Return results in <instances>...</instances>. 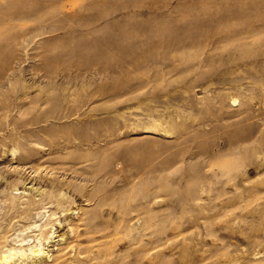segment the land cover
Returning a JSON list of instances; mask_svg holds the SVG:
<instances>
[{"label": "rangeland", "instance_id": "374dc122", "mask_svg": "<svg viewBox=\"0 0 264 264\" xmlns=\"http://www.w3.org/2000/svg\"><path fill=\"white\" fill-rule=\"evenodd\" d=\"M46 222L61 264H264V0H0V244Z\"/></svg>", "mask_w": 264, "mask_h": 264}, {"label": "bare ground", "instance_id": "6f19581e", "mask_svg": "<svg viewBox=\"0 0 264 264\" xmlns=\"http://www.w3.org/2000/svg\"><path fill=\"white\" fill-rule=\"evenodd\" d=\"M153 128H154V130L156 129L155 126H153ZM34 189H35V194H39L40 197L35 198V196L33 195V196L27 197V199L20 200L19 202H16V200L13 196L12 200L10 202L8 201L9 203L7 205V211L5 213V215H6L5 219H8V220L13 219V217L16 216V214L14 215V212H15L14 210L17 211L20 209L22 213H24V214L26 212L28 213V211L30 212L32 209L35 208L36 205H39L40 203H42L45 200L44 191L40 190V188H38V187H35ZM45 193H46V191H45ZM61 194H63V193L61 192ZM60 199H61V197L59 198V200ZM59 203H60V201H59ZM5 209H6V207H5ZM67 212H68V210H67ZM18 213H20V211H18ZM65 214H66V212H65ZM21 217H23L22 214L18 218L20 219ZM68 217H70V216H68ZM23 219H24V217L22 218V220ZM48 220H50V219H48ZM64 220H67V219H64ZM24 221H25V219H24ZM15 222H16V220H15ZM15 224H17V223H15ZM36 224L38 226V223H36ZM47 224L48 223L46 222V224H43V226H41V227L38 226L39 229H38L37 233L28 234V233H30L28 230V233L26 235L21 236V235H23V234H21L20 237L16 236L19 238H15V243H13L15 245L8 244L7 247H4L7 244L6 242L3 244H0V264H16L18 260L20 261V264H29L30 261H32L31 262L32 264H34V263L35 264H61L65 258V255L68 253L69 250L74 249L75 253H77V254H82L85 251L76 242V239L78 236V234L76 232H75L74 237L73 236L68 237L65 232L54 234L55 229L52 230L53 224L50 225L49 228H47ZM7 225H9V224L7 223ZM7 225H6V227L3 225L2 226L7 228ZM33 226H35V225H33ZM33 226L28 225L27 228L30 229ZM5 228H3V229L5 230ZM23 228H25V227H23ZM21 231H22V229H21ZM61 241H63V242H61ZM49 243H52V244L49 245ZM55 245H56V250H54Z\"/></svg>", "mask_w": 264, "mask_h": 264}]
</instances>
